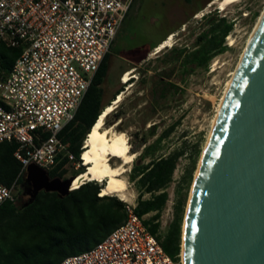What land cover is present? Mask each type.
I'll return each instance as SVG.
<instances>
[{
	"label": "built area",
	"instance_id": "1",
	"mask_svg": "<svg viewBox=\"0 0 264 264\" xmlns=\"http://www.w3.org/2000/svg\"><path fill=\"white\" fill-rule=\"evenodd\" d=\"M136 1L0 0V45L21 49L0 74V144L17 146L22 171L35 164L48 173L60 155L74 163L59 136ZM15 201V185L0 183V207ZM135 208L126 203L121 226L61 264H184L165 253L145 224L148 215L138 217Z\"/></svg>",
	"mask_w": 264,
	"mask_h": 264
},
{
	"label": "trees",
	"instance_id": "2",
	"mask_svg": "<svg viewBox=\"0 0 264 264\" xmlns=\"http://www.w3.org/2000/svg\"><path fill=\"white\" fill-rule=\"evenodd\" d=\"M232 29V23L225 18L212 19L209 28L197 37L194 51L187 53L185 49L173 48L165 56L164 63H179L183 68L189 67V71L197 67L204 68L214 56L223 51L225 38ZM164 40L152 47H157ZM114 43L115 40L93 76L74 120L64 127L59 136L62 143L68 144L67 150L73 155L74 163L81 162L83 143L102 111L124 90L119 84V78L129 69L121 67L115 79L118 87L105 102L108 85H111L110 65ZM20 53L21 49L0 45V74L9 73ZM145 59L143 57L141 61ZM127 67L136 68L133 62ZM158 84L162 87L158 92L154 88L152 93L154 96L159 93L160 99H166L168 88L176 87L161 80ZM174 129L175 125H172L159 135L154 144L146 146L139 161L151 158L157 146ZM16 148L13 143L0 144V183L7 187L15 185V193L18 192L14 203H5L0 207V264H61L68 257L91 250L125 222V204L115 196L101 197V186L95 182L86 183L65 197L42 191L30 202L28 193L22 192L21 187L26 185L27 174L13 156ZM198 153L199 148L196 147L190 166L181 178L185 190L192 180ZM182 155L181 151H175L166 157L152 158L147 163H136L131 169L129 179L139 189L135 213L138 217L152 214L145 220L152 235L158 233L159 218L168 200L166 189L172 182L177 162ZM70 163L67 157L58 156L56 165L47 173L50 179L65 180V167ZM83 171V168H78L74 176ZM144 195H149V198L143 199ZM176 195L173 220L166 235L158 237L163 250L172 258L180 252L185 201V194H181L180 190Z\"/></svg>",
	"mask_w": 264,
	"mask_h": 264
},
{
	"label": "rangeland",
	"instance_id": "3",
	"mask_svg": "<svg viewBox=\"0 0 264 264\" xmlns=\"http://www.w3.org/2000/svg\"><path fill=\"white\" fill-rule=\"evenodd\" d=\"M210 1L137 0L126 15L113 45L110 65L111 85H108L105 95L106 102L117 89L118 84L116 85L115 79L121 67H126L129 69L127 72L133 73L128 79L133 78L130 88L121 82L124 74L119 78V84L123 86L125 95L106 121L107 126L119 122L117 130L128 136L131 152L135 153L133 163L124 176L128 183L127 199L122 201L115 196L117 199L124 204L133 202L137 204L139 189L129 179L131 169L136 163H147L152 158L166 157L175 151L183 153L177 162L172 182L166 189L168 200L160 215L157 233L160 238L166 235L173 220L176 194L180 190L181 194H185V201L179 255L187 201L202 153L210 137L212 120L217 113L218 103L223 97L227 81L232 71L236 70L241 55L246 49L248 38L264 11V0H239L225 11H221L218 6L208 8ZM202 12H204L202 17L198 18L197 16ZM221 18L231 22L233 29L225 38L223 51L214 56L206 67H197L189 71V67L183 68L179 63H164L165 56L173 48L185 49L187 53L194 51L197 37L209 28L210 21ZM172 33L176 34L173 47L150 57L156 48L152 46ZM143 57L146 59L141 61ZM132 62L136 68L130 69L127 66ZM160 80L176 86L168 88L166 99H160L159 93L156 96L152 93L154 88L158 92L162 87L158 84ZM172 125H175L174 131L161 141L154 155L139 161L143 149L154 144L159 135ZM196 147L199 148V153L195 169L192 180L185 190L181 178L190 166ZM80 167L85 170L81 162L66 165L65 179L73 177L76 169ZM21 188L22 192L27 189L26 186ZM148 198L149 195L143 197V199ZM151 216L152 214L146 216V219Z\"/></svg>",
	"mask_w": 264,
	"mask_h": 264
},
{
	"label": "water",
	"instance_id": "4",
	"mask_svg": "<svg viewBox=\"0 0 264 264\" xmlns=\"http://www.w3.org/2000/svg\"><path fill=\"white\" fill-rule=\"evenodd\" d=\"M202 155L182 225L184 264H264V16ZM26 174L30 202L42 191L67 196L75 178L50 179L35 164Z\"/></svg>",
	"mask_w": 264,
	"mask_h": 264
},
{
	"label": "bare ground",
	"instance_id": "5",
	"mask_svg": "<svg viewBox=\"0 0 264 264\" xmlns=\"http://www.w3.org/2000/svg\"><path fill=\"white\" fill-rule=\"evenodd\" d=\"M239 2V0H212L208 5L218 6L221 11H225L230 5ZM204 12L200 13L197 17H202ZM264 16V11L260 14L255 28L253 29L250 37L248 38L246 49L241 55L240 62L244 58L246 50L251 43L259 25L261 24L262 18ZM183 31V29L181 30ZM176 34L172 33L160 43L150 57L156 56L162 51L173 47V40ZM240 62L236 70L232 71L230 79L227 81L226 87L224 89L223 97L218 103L217 113L214 116L210 129V136L217 122L220 110L226 99L228 91L232 85ZM132 72H127L122 76L121 82L130 88L131 82L128 80L132 76ZM127 88V89H129ZM125 92H121L117 98L112 101V104L107 106L99 118L96 120L91 131L87 135L84 144L83 151L80 157L81 163L85 166V170L77 175L70 186V190L74 191L79 189L86 183L96 182L101 184L100 196H117L122 201H126L128 192V183L124 177L129 171L130 164L133 163L135 153L131 152V147L129 144L128 136L119 130H117L118 123L107 126L106 121L109 115L114 111L115 107L123 100ZM210 138V137H209ZM209 140V139H208ZM207 140V141H208ZM207 145V144H206ZM203 154V153H202ZM203 156V155H202ZM201 156V157H202ZM201 162V159H200ZM199 162V165H200ZM198 165V167H199ZM196 175V174H195ZM184 245H183V235H182V245H181V257L184 262Z\"/></svg>",
	"mask_w": 264,
	"mask_h": 264
},
{
	"label": "crops",
	"instance_id": "6",
	"mask_svg": "<svg viewBox=\"0 0 264 264\" xmlns=\"http://www.w3.org/2000/svg\"><path fill=\"white\" fill-rule=\"evenodd\" d=\"M120 29H121V28H120ZM119 31H120V30H119ZM118 33H119V32H118ZM117 36H118V34H117ZM117 36H116V37H117ZM115 40H116V38H115Z\"/></svg>",
	"mask_w": 264,
	"mask_h": 264
},
{
	"label": "flooded vegetation",
	"instance_id": "7",
	"mask_svg": "<svg viewBox=\"0 0 264 264\" xmlns=\"http://www.w3.org/2000/svg\"><path fill=\"white\" fill-rule=\"evenodd\" d=\"M28 198H30V197H28Z\"/></svg>",
	"mask_w": 264,
	"mask_h": 264
}]
</instances>
